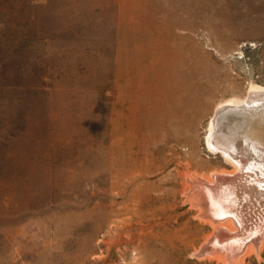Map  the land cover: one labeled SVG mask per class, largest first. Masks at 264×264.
I'll return each instance as SVG.
<instances>
[{
  "label": "rangeland",
  "instance_id": "374dc122",
  "mask_svg": "<svg viewBox=\"0 0 264 264\" xmlns=\"http://www.w3.org/2000/svg\"><path fill=\"white\" fill-rule=\"evenodd\" d=\"M250 85L264 0H0V264H264L187 192Z\"/></svg>",
  "mask_w": 264,
  "mask_h": 264
},
{
  "label": "bare ground",
  "instance_id": "6f19581e",
  "mask_svg": "<svg viewBox=\"0 0 264 264\" xmlns=\"http://www.w3.org/2000/svg\"><path fill=\"white\" fill-rule=\"evenodd\" d=\"M205 143L212 151L220 152L234 170L212 173L208 179H189L194 185L188 186L187 192L195 194L201 213L214 222L221 216L232 219L222 223L224 227L212 223L213 228L224 230L218 232L220 240L212 245L237 259L243 251H256L264 241V89L250 85L241 104H219L209 121ZM209 241H204L203 250ZM213 251L218 254L216 249Z\"/></svg>",
  "mask_w": 264,
  "mask_h": 264
}]
</instances>
